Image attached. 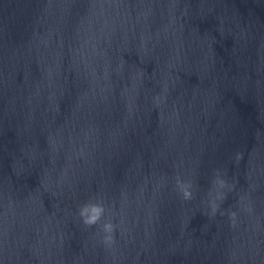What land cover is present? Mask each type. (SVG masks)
I'll return each instance as SVG.
<instances>
[{"label":"clouds","instance_id":"9594fccd","mask_svg":"<svg viewBox=\"0 0 264 264\" xmlns=\"http://www.w3.org/2000/svg\"><path fill=\"white\" fill-rule=\"evenodd\" d=\"M221 183L223 182L221 181ZM183 195L185 199L191 198V193L187 190L183 191ZM213 211H215V208H213ZM103 213L104 207L98 203H86L81 206L79 210V215L86 226L97 224ZM103 227L106 233H111L113 231V225L111 223H106ZM112 241L113 237L111 235L105 237L106 243H111Z\"/></svg>","mask_w":264,"mask_h":264}]
</instances>
